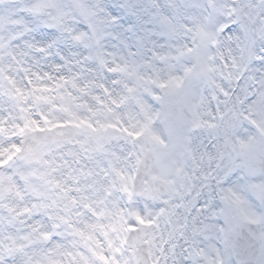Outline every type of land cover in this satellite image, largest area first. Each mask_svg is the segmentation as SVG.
I'll return each instance as SVG.
<instances>
[{
    "label": "snow or ice",
    "instance_id": "obj_1",
    "mask_svg": "<svg viewBox=\"0 0 264 264\" xmlns=\"http://www.w3.org/2000/svg\"><path fill=\"white\" fill-rule=\"evenodd\" d=\"M0 264H264V0H0Z\"/></svg>",
    "mask_w": 264,
    "mask_h": 264
}]
</instances>
